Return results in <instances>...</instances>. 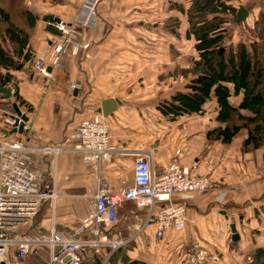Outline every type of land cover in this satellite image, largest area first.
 I'll return each mask as SVG.
<instances>
[{
    "label": "crops",
    "instance_id": "1",
    "mask_svg": "<svg viewBox=\"0 0 264 264\" xmlns=\"http://www.w3.org/2000/svg\"><path fill=\"white\" fill-rule=\"evenodd\" d=\"M83 2L24 0V6L37 15L29 33L32 57L17 64L20 69L10 72L21 101L32 109H25L15 97L0 98V137H19L32 147H71L77 143L73 134L80 122L92 111L101 112L103 99H117L115 108L104 117L113 145L129 150L150 149L151 164L157 173L180 149L183 166L196 164L194 172L201 174L212 167L213 185L183 200L187 213L185 228L169 232L161 239L155 237L152 223L142 227L144 210L136 209L131 202L121 205L118 223L109 238L124 244L111 252L104 264H189L187 249L193 242L217 254V262L206 264H251L252 251L264 248V148L242 152L243 130L230 144L208 140L206 132L216 125L214 101L204 105V112L208 104L212 105V115H185L176 121L145 111L148 103H156L159 98L161 101L185 88L192 77L191 58L196 59L197 54L194 41L190 42L192 38L187 35L189 0H100L95 7L98 21L94 27H82L75 22ZM231 3L248 10L245 21L237 24L233 19V26L242 27V33L253 29L256 14L264 11V0ZM49 14L78 31L74 37L87 43V47L64 45L62 67L53 69L52 77L46 78L33 70V56L46 53L49 57L59 42L71 36L49 26L45 18ZM241 32L240 41L247 42L250 33ZM14 103L26 115L27 129L5 134L4 130L9 128L2 117L15 113ZM34 157L41 179L52 181L57 194L35 218L37 230L45 232L53 226L65 233L74 229L91 210L92 200L83 196L95 190L90 165L73 152H60L57 156L35 153ZM122 163L129 167L128 180L119 178ZM104 173L115 190L131 185L132 158L115 156L104 165ZM173 201L182 200L175 196ZM230 219L239 235L235 245L230 239ZM108 252L106 247L94 256H100L102 264Z\"/></svg>",
    "mask_w": 264,
    "mask_h": 264
},
{
    "label": "built area",
    "instance_id": "2",
    "mask_svg": "<svg viewBox=\"0 0 264 264\" xmlns=\"http://www.w3.org/2000/svg\"><path fill=\"white\" fill-rule=\"evenodd\" d=\"M100 0H84L80 5L77 25L94 27L98 21L95 7ZM54 29L71 36L65 37L51 51L36 53L33 70L40 76L52 77V70L62 67L61 50L71 44L86 48L74 37L76 31L63 21L46 20ZM73 23V22H72ZM72 89L75 87L73 84ZM11 89V88H10ZM11 92L14 91L11 89ZM21 111V110H20ZM22 113V112H21ZM15 113H5L3 124L8 130L18 128ZM27 127L24 123L23 130ZM22 130V131H23ZM77 143L71 147L30 146L22 138L0 137V264H86L103 248H109L107 257L124 244L109 238L118 223V208L128 202L145 211L142 224L155 226V237L163 238L172 231L185 228L187 196L212 187L209 168L206 173L194 172L196 164L187 167L180 162V149H176L160 173L153 170L150 149L129 150L113 145L111 134L100 111H92L82 120L73 134ZM60 152H73L90 165L95 190L86 198L92 200L90 212L74 229L60 233L53 226L45 232L37 230L35 218L49 201L57 197L54 183L45 182L35 168V153L57 156ZM117 155L132 158V183L115 190L104 173V165ZM53 179V178H52ZM54 181V180H53ZM179 196L181 202L173 201ZM189 264H206L219 260L198 242L187 249Z\"/></svg>",
    "mask_w": 264,
    "mask_h": 264
},
{
    "label": "trees",
    "instance_id": "3",
    "mask_svg": "<svg viewBox=\"0 0 264 264\" xmlns=\"http://www.w3.org/2000/svg\"><path fill=\"white\" fill-rule=\"evenodd\" d=\"M224 1L189 0L187 35L197 54L196 59L191 58L192 77L185 88L157 102L155 109L164 119L176 121L185 115L203 114L204 105L214 101L216 125L206 132V138L226 145L243 130L240 149L250 152L264 148V12L256 14L255 38L252 31L247 42L224 47V16L233 20L238 9ZM11 7L16 8L15 19ZM36 18L24 0L0 5V81L4 86L14 84L11 69L31 60L29 33ZM13 97L24 104L16 91ZM250 258L251 264H264V248H255ZM100 260L93 256L86 264H101Z\"/></svg>",
    "mask_w": 264,
    "mask_h": 264
},
{
    "label": "water",
    "instance_id": "4",
    "mask_svg": "<svg viewBox=\"0 0 264 264\" xmlns=\"http://www.w3.org/2000/svg\"><path fill=\"white\" fill-rule=\"evenodd\" d=\"M248 14V10L244 7V6H240L238 7L237 11H236V16L234 18V21L239 24L245 21L246 17ZM47 20H55V21H59L58 18L54 17L53 15L49 14L46 15L45 17ZM21 65H17L15 67L16 70L20 69ZM14 96V92H11V89L9 87H6L4 85L1 84L0 81V98L2 99H8L10 97ZM119 101L117 99H112V98H106L103 99L101 101V112L103 114V116H107L109 115L112 110L115 108V103H118ZM13 109L14 112L16 114L15 120L18 121V128L17 129H13L12 131H7L4 130V133L7 134L12 133V132H19L21 133L23 130V125L24 123L27 121V117L25 114L21 113L20 109L17 107L16 103L13 104ZM234 221L233 219H230V225H229V231H230V239H231V244L235 245L236 241L239 238L238 233L236 232L235 226H234Z\"/></svg>",
    "mask_w": 264,
    "mask_h": 264
},
{
    "label": "rangeland",
    "instance_id": "5",
    "mask_svg": "<svg viewBox=\"0 0 264 264\" xmlns=\"http://www.w3.org/2000/svg\"><path fill=\"white\" fill-rule=\"evenodd\" d=\"M7 1L8 0H0V5H7ZM224 2H226V5H232L231 4V0L229 1V0H225ZM10 9H12V16H13V19H15V18H17V15H16V12H14L15 11V9L16 8H10ZM262 12H264V11H262ZM224 17H226V22H225V24H226V35H225V38H224V41H223V46L224 47H228V46H231V45H234V44H237L238 43V41H240L243 37H242V35H240V33L239 32H241V30H244L242 27L241 28H235V26H233V22H232V19L229 17V15H225ZM253 27H254V25H253ZM57 30V29H56ZM58 31V30H57ZM253 31V34H252V36L255 38L256 36H255V32H254V29H251V30H248V31H246V32H248V33H250L251 34V32ZM61 32V31H60ZM245 32V33H246ZM242 33V32H241ZM245 33H242V34H245ZM246 35V34H245ZM192 39H190V42H192L191 41ZM189 47H191V46H189ZM192 50V49H191ZM190 50V51H191ZM195 58V57H194ZM33 59H34V56H33ZM32 66H33V64H31ZM35 71V70H34ZM15 85V86H14ZM9 86V88L10 87H13L14 88V90H16V93L18 94V92H17V88H18V86L16 85V83L14 82V84H12V85H10V84H8L6 87H8ZM165 98H168V97H165ZM165 98H162V100L163 99H165ZM160 100V98L158 99V100H156L155 102L156 103H153V102H151V103H148V105L146 106V108H145V111L147 112V114H154L155 116L157 115L158 116V113H157V111H156V109H155V105L157 104V101H159ZM20 102V101H19ZM21 105H24V108L25 109H27V110H30L31 111V109H32V107L30 108V104H28V103H26V102H24V104H21ZM26 110V111H27ZM213 109H212V105L211 104H208L207 106H206V108H205V112H204V114L206 115V114H209V116L210 115H212V111ZM209 116H207V117H209ZM119 178H126L127 180H128V178H129V175L131 174L130 173V171H129V167L128 166H126V164H124V163H122L121 164V168H120V170H119ZM251 259L249 258V261H250Z\"/></svg>",
    "mask_w": 264,
    "mask_h": 264
}]
</instances>
